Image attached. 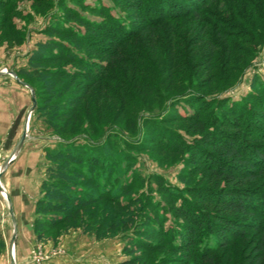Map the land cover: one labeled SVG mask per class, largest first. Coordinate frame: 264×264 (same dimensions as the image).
<instances>
[{"label":"trees","instance_id":"16d2710c","mask_svg":"<svg viewBox=\"0 0 264 264\" xmlns=\"http://www.w3.org/2000/svg\"><path fill=\"white\" fill-rule=\"evenodd\" d=\"M13 1L0 0L1 26H10V15L21 13ZM115 1L133 13L114 16L109 7H95L101 19L93 20L68 8L85 31L63 23L45 29L49 38L38 41L28 60L27 75L48 93L43 104L37 100L36 110L76 83L67 110L58 111L71 130L86 118L103 120L114 108L137 116L140 94L145 105L185 100L191 111L160 120L182 121L193 134L190 142L154 119L147 123L153 130L160 126L155 140L166 151L184 157L180 179L186 186L156 176L162 200L134 196L136 178L123 183L117 176V150L110 144L116 133L98 144L60 142L47 148L49 165L35 208L38 238L76 221L92 228L90 208L106 200L113 207L103 206L108 219L95 221L98 237L127 228L138 234L126 248L131 258L120 264H143L137 252L157 248L153 237L189 255L193 264H264V80L256 77L239 100L220 97L251 66L264 42V0ZM51 77L66 78L68 85L58 91ZM197 172L205 183L199 178L194 184ZM88 184L92 188L86 190ZM160 207L171 211L176 224L165 227Z\"/></svg>","mask_w":264,"mask_h":264},{"label":"rangeland","instance_id":"374dc122","mask_svg":"<svg viewBox=\"0 0 264 264\" xmlns=\"http://www.w3.org/2000/svg\"><path fill=\"white\" fill-rule=\"evenodd\" d=\"M13 2L15 8L21 13L10 15V26L0 24V70H12L21 80L27 83V80L31 81L33 84L30 85L36 92L39 105L43 104V99L48 96V93L37 78L27 75L30 73L28 60L33 49L37 47L38 41L49 38L45 29L50 24H70L82 32L85 31V26L70 18L68 8H73L80 15L93 20L101 19L92 11L95 7H109L114 16L125 17L126 14L133 13L132 10L122 9L115 0H14ZM21 37L22 40L19 43L18 39ZM157 65L160 67V64ZM256 77L261 81L264 80V42L259 46L257 56L253 59L251 66L246 69L235 85L223 92L220 97L229 96L234 100H239L252 90V83ZM55 78L51 77L57 82L56 88L60 91L62 85L67 83V79ZM131 82L132 86H135V83ZM76 86L77 83L68 89L63 97L54 99L43 110H36L37 101L29 120L28 135L23 146L15 159L3 171L1 177V183L12 200L17 219L18 231L15 244L17 264H120L131 258L126 248L130 246L131 238L138 236L135 228H127L115 234L98 237L95 221H100L101 217L108 219L110 214L103 209V206L113 207L112 203L107 204L106 200H102L90 208L91 215H88V220L92 228L86 229V224L76 221L75 225L66 227L60 225L58 228L47 230L46 236L39 239L34 228L35 208L42 194V183L46 178V169L49 165L47 158L49 147H55L63 141L98 144L107 139L106 135L116 133L117 136L112 137L110 144L113 151L117 150L115 156L119 164L117 166H120L117 176L123 183L132 182L136 178L132 190L134 196L147 194L153 196L154 200H162L156 176H162L167 184L180 189L186 186L187 181L180 179V171L186 164L184 157L181 154L166 151L159 141L155 140V134L162 124L163 128L165 126L178 132L186 141L192 140L193 134L192 136L187 134L186 124L182 121L168 123L165 122L166 119L160 120L174 112L182 114L191 111L190 105L185 100H179L178 103H171L168 100L162 103L153 101L145 105L143 96L140 94L138 101L140 103L134 106L137 107L135 109L137 116L129 117L127 113H117V109L114 108L103 120L91 121L86 118L83 123L75 126L76 130L74 128L71 130L70 126H65V116H60L58 111L63 113L67 110L64 107L68 108L69 99L75 93ZM32 103V93L28 87L20 84L9 72L0 76V171L3 170L5 162L14 152L23 133ZM53 104L58 105L57 109ZM148 118L150 121L154 119L155 125H161L156 130L151 129V125L147 123ZM112 121L114 125H109ZM28 156L36 157V159L40 156V163L32 165L40 181L39 195L33 200L32 208L29 207L30 204L29 206L14 204L17 184L20 179L26 178L27 166L30 165L22 163ZM201 174L197 172L194 175L192 178L194 184L199 178L200 184L207 181L206 178L201 177ZM85 188L89 190L92 186L88 184ZM20 207L24 211H20ZM159 213L167 217L165 227L173 225L172 222L176 224L168 208L165 210L160 207ZM13 232L14 222L10 213V203L0 189V240L3 242V246L0 247V264H11L10 243ZM152 240L158 244L157 248L147 252L144 250L137 252L145 258L143 264H193L188 259L189 255L173 250L160 238L153 237Z\"/></svg>","mask_w":264,"mask_h":264},{"label":"water","instance_id":"95a60500","mask_svg":"<svg viewBox=\"0 0 264 264\" xmlns=\"http://www.w3.org/2000/svg\"><path fill=\"white\" fill-rule=\"evenodd\" d=\"M7 72H9L11 75H13L20 84L25 85L26 87H28L31 90L32 102H33L32 106L30 107L28 117L26 119L25 128H24L23 133H22V135H21V137H20V139H19V141H18V143H17V145H16V147L14 149V152L12 153V155L5 162L3 170L0 171V189L6 193L7 199L9 201V203H10V213H11V216H12V220L14 222V232H13V236H12L11 243H10L11 264H17L16 256H15V244H16L17 231H18L17 219H16V216H15V213H14V209H13V206H12V200L8 196V193H7L6 189L4 188V186L1 183V177H2L3 171H5L6 168L8 167V165L15 159L16 154L18 153V151L23 146V143H24V141H25V139H26V137L28 135L29 120H30L31 114H32V112L34 111V109H35V107L37 105V98H36V92H35L34 88L29 83L21 80L19 78V76L16 74V72H14L12 70L11 71L0 70V75L5 74Z\"/></svg>","mask_w":264,"mask_h":264},{"label":"crops","instance_id":"0c3cea01","mask_svg":"<svg viewBox=\"0 0 264 264\" xmlns=\"http://www.w3.org/2000/svg\"><path fill=\"white\" fill-rule=\"evenodd\" d=\"M3 75V74H2ZM0 75V76H2ZM40 156H38V159L32 158L31 156L26 157L22 163L26 164L29 163L26 178L20 179L19 184H17V190L14 193V204L18 205H27L30 204L29 207H33V200L37 198L39 195V184L40 181H38V178L36 176V173L32 169L33 164H39L40 163ZM24 167V166H23ZM34 172V174H33ZM20 211H24L23 208L20 207Z\"/></svg>","mask_w":264,"mask_h":264},{"label":"bare ground","instance_id":"6f19581e","mask_svg":"<svg viewBox=\"0 0 264 264\" xmlns=\"http://www.w3.org/2000/svg\"><path fill=\"white\" fill-rule=\"evenodd\" d=\"M4 192V191H3ZM5 193V192H4ZM5 195H6V193H5Z\"/></svg>","mask_w":264,"mask_h":264}]
</instances>
